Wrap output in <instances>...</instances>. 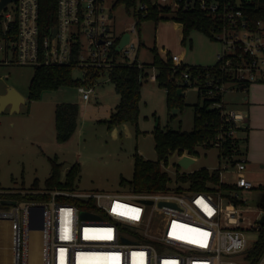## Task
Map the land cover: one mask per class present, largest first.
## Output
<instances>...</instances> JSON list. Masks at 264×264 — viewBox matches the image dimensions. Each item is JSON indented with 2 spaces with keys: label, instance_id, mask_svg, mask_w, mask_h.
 Wrapping results in <instances>:
<instances>
[{
  "label": "built area",
  "instance_id": "built-area-1",
  "mask_svg": "<svg viewBox=\"0 0 264 264\" xmlns=\"http://www.w3.org/2000/svg\"><path fill=\"white\" fill-rule=\"evenodd\" d=\"M107 1L57 0V23L44 34L39 25L40 0H16L8 4L0 12L5 33L0 41V65L106 70L120 63L136 62L143 68L144 63L138 60L140 42L136 46L131 33H136L137 23L149 15V4L136 1L135 23L127 31L130 40L117 51L124 32L120 37L112 32L108 20L113 15H108ZM150 1L172 10L198 8L220 22L212 31L213 40L222 43V51L212 67L220 75L211 78L207 73L202 85L207 97L221 94L220 101L212 105L220 111L221 125L211 141L226 163L224 169L217 168L219 184L209 181L205 191L170 189L151 194L56 188L43 193L50 195L47 200L19 201L9 211L0 213V223L1 216L12 223L13 264L29 263V231L42 232V264H249L245 256L251 248L245 235L247 228L242 224L241 206L245 200L241 193L257 186L247 176L246 154L226 151V146L235 147L236 139L243 138L239 134L247 130L249 117L243 109L228 108L224 94L233 89L230 88L233 84L240 89L264 82V17L254 25L248 22L244 9L252 0ZM171 58L176 63L172 55ZM183 75L189 80L187 72ZM148 80L157 81L155 66ZM82 81L78 90L83 100L88 101L100 82L90 84L84 77ZM229 169L236 176L232 182L223 176L222 170ZM221 184L230 187L223 188ZM3 192L24 195L43 191ZM146 200L153 202L148 204ZM34 206L43 207L41 230L33 228L41 220V212ZM82 212L97 216L85 218ZM258 225L257 222L256 230ZM256 264H264V252Z\"/></svg>",
  "mask_w": 264,
  "mask_h": 264
},
{
  "label": "rangeland",
  "instance_id": "rangeland-1",
  "mask_svg": "<svg viewBox=\"0 0 264 264\" xmlns=\"http://www.w3.org/2000/svg\"><path fill=\"white\" fill-rule=\"evenodd\" d=\"M116 2L117 0H108L106 7L108 15H113V18L108 20L111 30L120 37L123 32L131 30L135 23V6L128 7L125 3ZM173 22L178 21L161 20L156 24L151 19H143L140 22L138 31L131 33L132 42L136 46L141 42L138 51L140 62L151 64L154 56L152 48L157 46L166 59L168 52L175 58L174 64L183 65L184 62L209 67L217 63L222 43L211 40L198 30L192 31L187 42L183 43V38L180 39ZM162 42L164 46L161 45ZM152 68L148 69V73L152 72ZM33 74L32 66L0 65V96L6 93L9 87H13L25 97V102L20 105L18 111H13L12 106L8 105L0 112V194L3 195H6L3 191H43L40 194L51 191L45 188V181L52 171L51 158L61 165L62 181L66 179L70 167L80 163L79 175L75 180L76 192H125L128 189L121 185L120 181L122 178L132 179L135 154L139 153L149 160H157L153 134L155 125L191 132L195 126V105L203 103L198 85L191 84L184 90L183 95L175 96V103L179 107H174L177 112L173 113V109L169 111L167 105L165 88L160 87L157 81L147 80L141 89L138 127L124 122L110 128L108 124L99 122L98 118L107 114L108 106H113L118 98L113 83L107 76L96 85V91L91 94L89 102H85L76 86L46 90L40 99H28ZM77 75L79 76L78 73ZM230 88L233 89L225 92L224 102L228 108L240 109L244 102L245 89H237L234 84L230 85ZM61 102H75L80 106L77 129L65 143H58L56 139L55 106ZM196 150L195 162L188 168L178 164L181 156L177 152L169 155L167 164L162 162V169L171 179L170 188H184L180 192L190 190V183L178 179V174L201 168L209 171L218 167L225 168L226 163L218 156L217 147L206 148L200 145ZM248 169L250 172H247V176L257 187L241 193L245 200L241 207L244 215L242 224L247 228L245 235L248 248H252L258 238L255 227L262 216L258 202L263 194L260 187L264 186V170L253 165ZM222 171L226 181H234L235 172L230 169ZM35 180L39 181L38 188L33 185ZM10 208L0 206V213L7 212ZM1 218L0 264H13L12 223L6 216ZM28 237L29 263L42 264V232L29 231ZM243 256L244 254L239 255L240 261H243Z\"/></svg>",
  "mask_w": 264,
  "mask_h": 264
},
{
  "label": "trees",
  "instance_id": "trees-1",
  "mask_svg": "<svg viewBox=\"0 0 264 264\" xmlns=\"http://www.w3.org/2000/svg\"><path fill=\"white\" fill-rule=\"evenodd\" d=\"M137 0H117L116 4L125 3L128 7L135 6ZM149 4L150 13L143 19H151L157 24L161 20H174L183 24V39L186 43L190 34L194 30L205 33L211 40L212 31L220 26L217 18H214L202 11L201 9L183 10L178 8L172 10L170 6L160 7L153 5L150 0H143ZM245 14L248 17L250 24H255L257 20L264 17V0H252L245 5ZM142 19V20H143ZM57 23V0H40V31L42 34L50 32L51 28ZM138 29L140 23H137ZM5 37L2 18L0 15V41ZM141 45V42H140ZM153 61L151 64L144 67H138L137 63H120L110 69H95L87 68L81 70L73 66H57V65H39L34 67V74L29 84L28 99L38 100L42 93L46 90H58L63 86L79 87L84 82L83 77L88 83L100 82L104 77H108L114 84L115 91L120 95V101L115 110L112 112L109 119L101 120L113 126L130 122L138 127L141 89L148 80V69L154 65L157 69L158 85L167 90V105L169 111L174 107H179L175 103V96L178 94V89L187 81L184 78V72L189 74V86L191 84L198 85L199 94L203 97L202 104H196L194 108V130L184 132L181 130H173L162 128L159 124L155 125L153 130L155 138V149L157 151V160H149L144 158L139 153L135 154L134 159V174L132 179H121V185L127 187V191L137 194H151L164 192L170 189V177L166 171L162 169V162H168L169 155L177 152L179 156L187 153L193 157L196 156V148L200 145L206 148L214 147L211 143L215 137L217 130L221 125V117L219 109L212 107L213 103L219 102L220 93H216L214 97L205 96L204 87L202 86L207 79V73L211 74V78H216V74L220 75L212 69L213 66L202 67L193 65L176 66L172 62L171 54H167L168 58H162L157 50V47L152 48ZM116 55L117 51L113 49ZM79 74V76L76 74ZM222 75V73H221ZM200 77V79H197ZM226 79V76H224ZM187 87H183V91ZM80 115V106L75 102H61L55 106V124H56V139L58 143H65L74 135ZM248 137L236 139L235 147L232 145L226 146V151L233 154H246ZM233 148H236L234 151ZM52 171L51 175L45 181L46 190L53 189H75V180L79 175L80 163H75L70 167L66 174V179L61 180L60 168L61 165L56 160L51 158ZM178 179L183 182H189L190 190L205 191L208 182L211 181L219 184V170L209 171L206 168H201L189 173L178 174ZM34 187L38 188L39 181L35 180ZM223 188L230 187L228 184H221ZM234 187V186H233ZM263 194L258 202L259 208L264 212V186L260 187ZM178 192L182 187L174 188ZM0 198H13L19 201L34 200L42 201L50 198L49 194H0ZM258 238L253 247L247 252L245 259L249 260V264H256L264 252V223L258 225Z\"/></svg>",
  "mask_w": 264,
  "mask_h": 264
},
{
  "label": "crops",
  "instance_id": "crops-1",
  "mask_svg": "<svg viewBox=\"0 0 264 264\" xmlns=\"http://www.w3.org/2000/svg\"><path fill=\"white\" fill-rule=\"evenodd\" d=\"M173 24L180 39L183 38V24L178 22H173ZM161 45L164 46V43L162 42ZM160 55L166 59V57L163 56L161 53ZM182 63L185 65H189L184 62ZM114 90H115V86H114ZM165 92L167 95L166 89ZM116 95L118 96L116 102L114 103L113 106H108L109 108L107 109V114L98 117L99 121L109 119L112 112L115 110L117 104L120 101V95L117 92ZM89 100L85 102H89ZM243 101L244 102L242 103L240 109H243L245 112H247L249 117L247 130L241 132L243 137L244 136L248 137L247 150H246L247 170L249 171L248 167L250 165L258 166L261 170H264V83L254 82L247 85V87L244 90ZM140 107H141V102H140ZM102 117H106V118H102Z\"/></svg>",
  "mask_w": 264,
  "mask_h": 264
},
{
  "label": "water",
  "instance_id": "water-1",
  "mask_svg": "<svg viewBox=\"0 0 264 264\" xmlns=\"http://www.w3.org/2000/svg\"><path fill=\"white\" fill-rule=\"evenodd\" d=\"M16 0H0V12L10 3L15 2ZM246 2H249L250 0H243ZM56 34V29L54 30V35ZM130 40V33L125 31L123 35L120 37L119 42L116 46V50L120 51ZM189 81H185L182 86L178 89V94L183 95V87H188ZM247 85L242 86L243 89H245ZM25 102V97L21 95L15 88L9 87L8 91L0 96V112L4 111L5 107L8 105L12 106L13 111H18L20 109V105ZM177 110L173 109V113H176ZM193 162H195L194 157L190 155H183L179 158L178 164L184 168H188ZM148 204H151L152 200H146L145 201ZM19 204V200L12 199V198H0V206H16ZM33 209H37L41 212V220L39 223L33 226V228L41 230L43 228V220H42V213H43V207L40 206H34ZM82 216L85 218L88 217H95L97 215L88 213V212H82ZM259 224L264 223V214L261 216V218L258 220Z\"/></svg>",
  "mask_w": 264,
  "mask_h": 264
},
{
  "label": "bare ground",
  "instance_id": "bare-ground-1",
  "mask_svg": "<svg viewBox=\"0 0 264 264\" xmlns=\"http://www.w3.org/2000/svg\"><path fill=\"white\" fill-rule=\"evenodd\" d=\"M39 234V233H38ZM29 238V237H28ZM28 259H29V257H28ZM30 260V259H29ZM28 264H30V263H28Z\"/></svg>",
  "mask_w": 264,
  "mask_h": 264
}]
</instances>
